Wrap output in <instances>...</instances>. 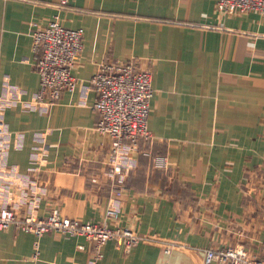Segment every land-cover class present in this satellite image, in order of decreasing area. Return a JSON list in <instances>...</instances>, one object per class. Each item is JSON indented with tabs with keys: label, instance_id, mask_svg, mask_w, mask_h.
Here are the masks:
<instances>
[{
	"label": "crops",
	"instance_id": "obj_1",
	"mask_svg": "<svg viewBox=\"0 0 264 264\" xmlns=\"http://www.w3.org/2000/svg\"><path fill=\"white\" fill-rule=\"evenodd\" d=\"M54 17L83 31L70 69L76 86L54 105L0 112L11 131L24 132L7 164L33 169L44 187L38 213L55 207L180 245L167 254L142 241L124 253L108 241L99 264H205L202 249L235 245L264 258V15H222L215 0H0V90L11 83L22 100L34 99L31 34ZM126 60L152 75V138L142 146L165 156L167 167L137 156L118 215L106 219L109 139L94 129L89 79L101 63ZM34 240L0 229V264H31ZM38 243L39 264H86L92 256L83 236L50 231Z\"/></svg>",
	"mask_w": 264,
	"mask_h": 264
},
{
	"label": "built area",
	"instance_id": "obj_2",
	"mask_svg": "<svg viewBox=\"0 0 264 264\" xmlns=\"http://www.w3.org/2000/svg\"><path fill=\"white\" fill-rule=\"evenodd\" d=\"M64 3V1H62ZM215 9L222 15H242L255 11L264 15V0H215ZM82 28L68 29L54 17L47 25L36 28L31 34V52L39 85L34 99H21V90L4 82L0 90V112L21 105L36 111L42 105H54L64 91H72L76 79L70 69L78 60L82 50ZM151 73L133 61H110L101 63L89 79L95 98L91 108L97 113L94 129L109 139L108 168L106 176L112 182V190L105 207L106 219L117 217L125 188V175L138 166V154L149 156L141 149L152 138L148 129L150 100L153 96ZM24 143V132L11 131L0 120V229L9 226L18 231L34 235L31 264H39L38 239L47 232H60L66 237L83 236L92 245V256L86 264H99L103 245L113 241L124 253L142 241L157 243L165 253L180 247L165 242L154 235H140L122 226L105 223L82 222L63 216L58 209L50 207L39 214L44 187L34 177L33 169L20 173L7 164L10 148H20ZM47 153L42 151L41 162ZM156 169L167 167L163 155L151 157ZM204 263L217 261L220 264H264V258L247 253L242 245L234 247L202 249Z\"/></svg>",
	"mask_w": 264,
	"mask_h": 264
},
{
	"label": "trees",
	"instance_id": "obj_3",
	"mask_svg": "<svg viewBox=\"0 0 264 264\" xmlns=\"http://www.w3.org/2000/svg\"><path fill=\"white\" fill-rule=\"evenodd\" d=\"M148 143H149V142H147L146 144H148ZM144 145H145V144H144ZM140 148H141V149H146V147H144V146H142V145H140ZM146 150H148V149H146ZM148 151H149V150H148ZM152 155H154V154H152V153L150 152V155L147 156V157H148V158H149V157H152ZM140 156H141V157H142V156L145 157V156L142 155V154H139V155H138V157H140Z\"/></svg>",
	"mask_w": 264,
	"mask_h": 264
}]
</instances>
